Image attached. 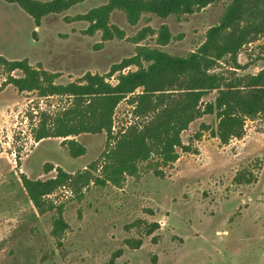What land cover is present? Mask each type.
Segmentation results:
<instances>
[{"label":"rangeland","instance_id":"obj_1","mask_svg":"<svg viewBox=\"0 0 264 264\" xmlns=\"http://www.w3.org/2000/svg\"><path fill=\"white\" fill-rule=\"evenodd\" d=\"M105 2L85 0L44 16L36 26L20 4L0 0V264H264V115L248 119L245 135L228 144L208 130L201 139L195 138L202 124L217 129L216 114L195 120L182 138L199 152L179 148L180 158L162 167L163 176L146 170L144 164L139 177L127 176L120 185L93 181L59 188L50 198L63 206L69 225L61 243L52 234L56 213L42 214L30 200L22 173L33 179L53 177L57 171L46 172L48 162L70 173L95 162L93 175H101L107 134L77 135L87 148L77 158L70 155L63 137L35 141L32 129L38 114L65 105L66 98L42 97L6 84L11 75H24L21 69L9 71L6 61L25 60L58 73L56 82L65 84L88 72L108 73L113 64L136 54L134 36L146 27L159 30L163 24L173 39L162 49L187 55L219 22L230 0L181 18L146 14L136 25L116 9L111 20L125 37L104 41L101 31L88 34L89 22L77 17ZM156 37L148 32L142 43L157 46ZM238 59L248 66L238 70L240 74L264 68V38L244 46ZM227 67L221 63L217 70ZM128 69L137 67L125 72ZM117 75L108 81L115 84ZM216 96L211 92L204 101ZM132 110L128 98L120 102L115 132L135 120ZM237 175L251 180L240 183ZM151 223L158 228L149 234ZM137 239L142 245L131 247L129 241ZM120 249L122 254L113 263Z\"/></svg>","mask_w":264,"mask_h":264},{"label":"trees","instance_id":"obj_2","mask_svg":"<svg viewBox=\"0 0 264 264\" xmlns=\"http://www.w3.org/2000/svg\"><path fill=\"white\" fill-rule=\"evenodd\" d=\"M7 1L20 4L33 16L36 26H40L44 16L64 12L85 0ZM220 1L106 0L77 19L89 22L88 34L101 31L106 41L125 37L124 30L111 20L116 9L126 14L130 24L136 25L146 14L181 18ZM148 32L156 34L157 46L142 43ZM261 38H264V0H230L219 22L208 29L199 47L187 55H173L162 49L173 39L169 26L163 24L159 30L146 27L134 36L138 44L136 54L113 64L108 73L88 72L65 84L56 82L58 73L33 67L25 60L6 61L9 71L24 72L23 76L11 75L6 84H13L21 92L37 91L42 97L66 98L65 105L38 114L32 129L35 141L63 137L70 155L77 158L87 153L86 146L75 138L77 135L107 134L99 176L93 175L97 169L95 162L78 173L48 162L45 171H57L48 179H33L22 173L24 188L38 211L56 213L52 234L59 243L69 226L63 206H57L50 198L59 188L87 186L93 181L120 185L127 176L139 177L144 164L146 170L163 176L162 167L180 158L179 148L184 152H199L191 143H184L182 133L206 114L217 115V129L202 124L196 139H201L205 130L212 131L222 144L245 135L246 121L264 115V68L257 73L240 74L238 70L248 66L239 62L238 55L244 46ZM221 63L228 67L218 71ZM133 65L136 70L125 72ZM115 74H118L117 82L113 84L108 78ZM214 91L215 100L204 101ZM126 98L133 106L135 120L115 132V110ZM29 116L34 119L32 114ZM236 180L242 183L251 179L237 175ZM156 228L158 224L151 223L149 234ZM129 242L134 248L143 243L142 239ZM121 254L122 249L114 255L113 263Z\"/></svg>","mask_w":264,"mask_h":264}]
</instances>
